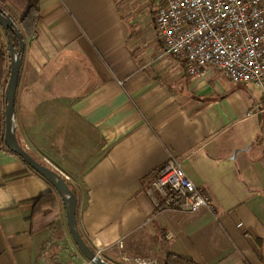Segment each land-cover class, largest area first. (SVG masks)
Segmentation results:
<instances>
[{
	"label": "crops",
	"instance_id": "0c3cea01",
	"mask_svg": "<svg viewBox=\"0 0 264 264\" xmlns=\"http://www.w3.org/2000/svg\"><path fill=\"white\" fill-rule=\"evenodd\" d=\"M162 3L40 0L31 37L13 10L25 41L17 140L68 177L79 230L108 262L172 254L199 264H264L263 92L214 70L187 75L157 37ZM0 52L8 74L1 27ZM171 160L210 196L214 212L159 210L151 184ZM48 192L58 201L50 228L32 219V201ZM63 214L55 189L0 149V264H77L56 231Z\"/></svg>",
	"mask_w": 264,
	"mask_h": 264
},
{
	"label": "built area",
	"instance_id": "2783aa9c",
	"mask_svg": "<svg viewBox=\"0 0 264 264\" xmlns=\"http://www.w3.org/2000/svg\"><path fill=\"white\" fill-rule=\"evenodd\" d=\"M154 23L163 53L182 60L187 75L204 77L214 70L234 84L253 85L264 95V0H163ZM151 191L158 194L161 211L214 212L210 196L175 160L158 170ZM133 262L159 264L151 259Z\"/></svg>",
	"mask_w": 264,
	"mask_h": 264
},
{
	"label": "water",
	"instance_id": "95a60500",
	"mask_svg": "<svg viewBox=\"0 0 264 264\" xmlns=\"http://www.w3.org/2000/svg\"><path fill=\"white\" fill-rule=\"evenodd\" d=\"M0 27L3 29L8 40L11 61L10 76L4 94L6 101L4 111V139L6 146L9 151L19 156L31 169L43 177L58 193L65 208L69 232L79 252L92 264H112L101 257L98 253L93 251L82 236L78 227L76 215L78 198L76 193L71 189L68 182L62 177L60 173L49 166L40 163L34 157H32V155L26 149H24L17 140V118L15 108L16 92L23 63L25 41L13 18L6 14L1 7ZM11 33H13L18 40V48H16L14 44Z\"/></svg>",
	"mask_w": 264,
	"mask_h": 264
},
{
	"label": "trees",
	"instance_id": "16d2710c",
	"mask_svg": "<svg viewBox=\"0 0 264 264\" xmlns=\"http://www.w3.org/2000/svg\"><path fill=\"white\" fill-rule=\"evenodd\" d=\"M0 7L3 11L8 14L7 9L15 10L16 15H18L19 27L23 31L26 37H31L35 34L37 25L40 20V0H0ZM9 15V14H8ZM12 34V38L16 48L19 47L18 40L16 36ZM6 66V56L3 52H0V149H5L9 151L5 143V123H4V109L6 101L4 98L5 89L10 76L5 73ZM264 108V100H263ZM264 131V125L262 128ZM33 206V221L37 219H43L46 221L45 227L50 228L56 224L58 220V201L55 195L48 192L41 197L34 199L32 201ZM48 221H47V220ZM163 264H199L193 261L186 260L176 255H168Z\"/></svg>",
	"mask_w": 264,
	"mask_h": 264
},
{
	"label": "rangeland",
	"instance_id": "374dc122",
	"mask_svg": "<svg viewBox=\"0 0 264 264\" xmlns=\"http://www.w3.org/2000/svg\"><path fill=\"white\" fill-rule=\"evenodd\" d=\"M7 11H8V14H14V11L9 9V8L7 9ZM255 93L258 96L261 94L258 89L255 90ZM56 229H57L56 231H59V233H60V229L63 230L64 234L62 233V238L66 241V243H69V244H67L68 246L71 245L70 247H67L66 250L70 251V254H68V251H67L68 256L72 257V256L75 255V259L76 260L74 259L72 261L73 262L77 261V264H89V261L79 252V250L75 246V243H74V241H73V239L71 237V234L69 232V228H68V225H67L65 214H63V216H62V221L61 222L59 221V223H57V228ZM67 254H65V255H67ZM120 264H134V262L132 260H129V261L128 260H124V261L121 260ZM159 264H163V263L159 262Z\"/></svg>",
	"mask_w": 264,
	"mask_h": 264
}]
</instances>
